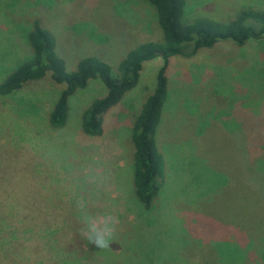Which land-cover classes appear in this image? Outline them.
I'll list each match as a JSON object with an SVG mask.
<instances>
[{
	"label": "rangeland",
	"instance_id": "rangeland-1",
	"mask_svg": "<svg viewBox=\"0 0 264 264\" xmlns=\"http://www.w3.org/2000/svg\"><path fill=\"white\" fill-rule=\"evenodd\" d=\"M187 3L190 18L264 9V0ZM34 18L70 58L94 54L113 68L139 42L161 39L144 0H0V81L28 57ZM162 64L143 63L96 136L80 120L105 93L99 80L70 98L61 128L48 114L63 86L48 76L0 96V264H264V37L169 59L156 131L162 185L145 210L131 125Z\"/></svg>",
	"mask_w": 264,
	"mask_h": 264
},
{
	"label": "trees",
	"instance_id": "trees-1",
	"mask_svg": "<svg viewBox=\"0 0 264 264\" xmlns=\"http://www.w3.org/2000/svg\"><path fill=\"white\" fill-rule=\"evenodd\" d=\"M153 7L161 39L144 40L127 50L115 68L101 56L85 54L70 58L53 32L34 18L25 29L29 55L0 81V96L19 90L24 84L48 76L63 87L48 114V124L61 128L70 113V98L91 80H99L105 93L96 97L81 113V129L87 135H101L104 115L136 87L143 63L160 57L163 61L147 96L131 125L134 194L145 210L153 208L160 190L164 160L156 145L157 128L169 95L166 67L173 56L189 57L201 48L219 42L243 45L264 37V9L242 8L234 18L205 15L189 17L187 0H144ZM87 38V35H85ZM75 58V59H74Z\"/></svg>",
	"mask_w": 264,
	"mask_h": 264
}]
</instances>
